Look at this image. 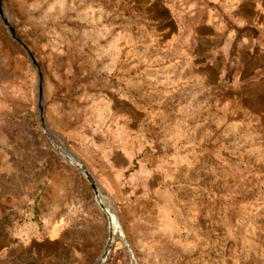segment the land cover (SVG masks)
Returning <instances> with one entry per match:
<instances>
[{
  "label": "rangeland",
  "instance_id": "1",
  "mask_svg": "<svg viewBox=\"0 0 264 264\" xmlns=\"http://www.w3.org/2000/svg\"><path fill=\"white\" fill-rule=\"evenodd\" d=\"M253 22L264 0H0V264H95L110 233L102 264H264V97L229 84Z\"/></svg>",
  "mask_w": 264,
  "mask_h": 264
},
{
  "label": "crops",
  "instance_id": "2",
  "mask_svg": "<svg viewBox=\"0 0 264 264\" xmlns=\"http://www.w3.org/2000/svg\"><path fill=\"white\" fill-rule=\"evenodd\" d=\"M253 28L257 31H262L260 37L252 36L251 40L247 41V48L243 50L241 45L243 40H235L238 47L235 51L240 59L234 62L237 70L235 71V80L229 84H236L237 89H240V95L244 98L248 93L261 94L264 97V22H253ZM246 44V42H244ZM231 51H234L232 49ZM259 58L260 60H257ZM222 73L223 69H222ZM246 89V92L244 90Z\"/></svg>",
  "mask_w": 264,
  "mask_h": 264
},
{
  "label": "water",
  "instance_id": "3",
  "mask_svg": "<svg viewBox=\"0 0 264 264\" xmlns=\"http://www.w3.org/2000/svg\"><path fill=\"white\" fill-rule=\"evenodd\" d=\"M6 25H7L8 29H9V32H10L12 38L15 41H17V42H20V40L15 36L13 28L9 24H7V23H6ZM88 177H89V175H88ZM92 187L94 188V184L93 183H92ZM114 221L115 220H113L112 217L109 215V224H110L109 231H110L111 226L113 225ZM111 242H112V240H110V236H109V240H108L107 245L105 246V249H104V252L102 254V257L95 264H102L104 258L108 255V252H109V249H110V246H111Z\"/></svg>",
  "mask_w": 264,
  "mask_h": 264
},
{
  "label": "bare ground",
  "instance_id": "4",
  "mask_svg": "<svg viewBox=\"0 0 264 264\" xmlns=\"http://www.w3.org/2000/svg\"><path fill=\"white\" fill-rule=\"evenodd\" d=\"M98 202H99V199H98ZM110 239H112V233H110Z\"/></svg>",
  "mask_w": 264,
  "mask_h": 264
}]
</instances>
